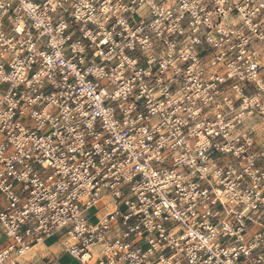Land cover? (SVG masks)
<instances>
[{"label":"built area","instance_id":"1","mask_svg":"<svg viewBox=\"0 0 264 264\" xmlns=\"http://www.w3.org/2000/svg\"><path fill=\"white\" fill-rule=\"evenodd\" d=\"M262 68L264 0H0V264H264Z\"/></svg>","mask_w":264,"mask_h":264},{"label":"crops","instance_id":"2","mask_svg":"<svg viewBox=\"0 0 264 264\" xmlns=\"http://www.w3.org/2000/svg\"><path fill=\"white\" fill-rule=\"evenodd\" d=\"M258 142L260 144L264 143V134L259 136ZM1 205L2 200H0ZM46 262H53L54 264H81L77 259L63 250L57 235L45 238L41 243L35 244L20 259V264H43Z\"/></svg>","mask_w":264,"mask_h":264},{"label":"rangeland","instance_id":"3","mask_svg":"<svg viewBox=\"0 0 264 264\" xmlns=\"http://www.w3.org/2000/svg\"><path fill=\"white\" fill-rule=\"evenodd\" d=\"M261 78H262V81H263V83H264V68H262V70H261ZM262 101L264 102V95H262ZM252 127H253V129L257 132V134L260 136L261 134H262V128H263V123H262V121L261 120H259L258 119V121H256V122H254L253 124H252ZM262 137V136H261ZM261 139V138H260ZM0 200H3V198L2 197H0ZM122 209H123V207H122ZM97 210H99V211H101L100 210V205L98 204V205H96L95 207H93V208H91L90 210H88L87 212H86V216L88 217V219L91 221V222H93L94 220H95V215H94V213H95V211H97ZM60 234V233H59ZM57 236H58V234H57ZM4 240V238H2L1 239V241H3ZM0 241V242H1Z\"/></svg>","mask_w":264,"mask_h":264}]
</instances>
